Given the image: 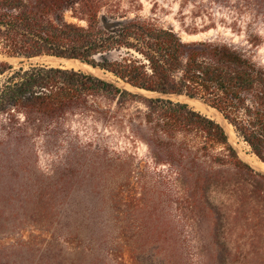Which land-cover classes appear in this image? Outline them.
I'll return each instance as SVG.
<instances>
[{
    "label": "trees",
    "instance_id": "1",
    "mask_svg": "<svg viewBox=\"0 0 264 264\" xmlns=\"http://www.w3.org/2000/svg\"><path fill=\"white\" fill-rule=\"evenodd\" d=\"M180 31L190 38L151 14L121 10L118 0H0V264L258 263L264 174L241 159L216 120L80 69L28 62L78 60L138 90L198 99L264 164L262 35L249 27L231 28L241 41ZM75 119L110 134L97 131L81 145L67 126ZM113 136L143 144L151 163L136 162ZM41 155L74 164L46 174L35 166ZM103 160L107 176L122 174L144 200L165 196L168 224L145 219L154 209L127 201L115 183L104 193L76 187L90 182L87 162ZM79 161L84 170L75 174Z\"/></svg>",
    "mask_w": 264,
    "mask_h": 264
},
{
    "label": "rangeland",
    "instance_id": "2",
    "mask_svg": "<svg viewBox=\"0 0 264 264\" xmlns=\"http://www.w3.org/2000/svg\"><path fill=\"white\" fill-rule=\"evenodd\" d=\"M120 3L121 10H126L129 13H140L142 15H153L155 18L159 19L165 25H171L175 30L179 31L183 38H190L184 32L180 31L182 28H196L198 33L193 36L194 38H207V37H224L233 38L234 41L243 40V35H236L231 31L232 27L240 29L242 32L247 30L249 27L252 31L258 32L263 37V42L258 49L259 57L264 61V0H261L262 7L258 6L254 2H247V0H194V3L180 4L181 0H138L141 3V7L137 8L131 4V0H118ZM182 5V6H181ZM236 12H239L238 14ZM236 16H238L236 18ZM208 27L207 30L202 31L203 27ZM241 32V33H242ZM12 63L17 65V63ZM26 62V59H22ZM28 62H39L43 63L41 60L31 59ZM65 67V66H64ZM177 101V100H175ZM139 106L138 104H132L129 109H133ZM70 126L71 131L78 133L79 143L81 145H86L89 141H92L96 136L95 132L101 131L99 126L95 127L90 120L75 119L67 123ZM101 132L110 134L108 129L102 130ZM111 134L115 135L114 132ZM109 138L106 144L110 145ZM113 140L117 141V148H126L128 152L135 156V161L142 159L143 162L151 163L149 158L145 156L146 151L143 144L140 142H127L129 141L125 137L119 136ZM66 144H64L65 146ZM64 148V147H63ZM63 150V149H61ZM85 161H79L74 170L75 174H80L84 169L80 163ZM1 163L7 164L5 161ZM66 160L60 158H48L46 155H41L35 162V166L39 171L46 174L53 172V169L63 167ZM103 163V164H102ZM87 164L86 171L91 177L90 182L87 186L84 182H77L76 187H81L79 189L84 190L85 188L100 190L103 193L108 191L113 183L116 184V189L120 190V195L124 197L127 201L136 199L135 202L147 203L148 206L154 209L153 215H143L145 219H151L158 221L162 225L168 224L170 220L169 212L167 210L169 207L167 205L168 200L165 196L161 197L158 194H150L147 200H144V196L141 195L139 190H127L123 185V175L114 176L110 178L105 172L107 169L108 160L103 161H89ZM106 165V168H105ZM12 164L9 165L11 167ZM82 167V168H81ZM5 172V171H2ZM113 180V182H110ZM15 185V184H12ZM80 196L84 198V194L80 192ZM138 198V199H137ZM163 200V201H161ZM164 207L165 212H160L159 209ZM156 210V211H155ZM158 212V213H156ZM103 219V218H102ZM250 257H247V263H244V258L239 256V258H233V264H248ZM249 264H264V254L259 259L258 263L253 261Z\"/></svg>",
    "mask_w": 264,
    "mask_h": 264
},
{
    "label": "bare ground",
    "instance_id": "3",
    "mask_svg": "<svg viewBox=\"0 0 264 264\" xmlns=\"http://www.w3.org/2000/svg\"><path fill=\"white\" fill-rule=\"evenodd\" d=\"M31 59L41 60L43 63L53 65V66L61 65V66H65V67L80 69L82 71L96 75V76L103 78L105 80L114 81L120 87H125V88L132 90V88H130L128 85H126L120 81L116 82L114 77L111 74L103 73L101 70H99L97 68H92L91 66H88L84 63H80L77 60H63V59H58V58H54L51 56L35 57V58H31ZM7 60L11 63H16L18 61V58H7ZM136 91L142 95H147V96L157 95L154 92H145L142 90H136ZM167 96L169 98H171L172 100H178L181 102H185L189 106L194 108L195 110H197V111L213 118L214 120H216L223 127L230 143L233 145V147L235 148V150L237 151V153L241 157V159H243L245 162H247L255 170L264 174V164H262L260 161H258L254 155H252L251 153H249L247 151V149H246L247 147L245 148L244 145L238 141V139L236 138V136L232 130V127L224 120V118L219 114V112H217L214 108H210V106L203 104L200 100L195 99V98H188L187 96L180 95V94H170Z\"/></svg>",
    "mask_w": 264,
    "mask_h": 264
},
{
    "label": "water",
    "instance_id": "4",
    "mask_svg": "<svg viewBox=\"0 0 264 264\" xmlns=\"http://www.w3.org/2000/svg\"><path fill=\"white\" fill-rule=\"evenodd\" d=\"M54 58H58V57H54ZM22 59H24V58H21V60ZM58 59H63V60H73V59H68V58H58ZM30 60V59H29ZM78 61V60H77ZM78 62H80V61H78ZM11 63V62H10ZM81 63V62H80ZM87 65V64H86ZM58 66H61V65H58ZM89 66V65H88ZM93 68V67H92ZM108 81V80H107ZM110 82H112V83H114L115 85H117L114 81H110ZM118 86V85H117ZM129 86V85H128ZM120 87V86H119ZM130 87V86H129ZM123 88H125V87H123ZM130 88H132V87H130ZM125 89H128V88H125ZM136 90H138V89H135V88H132V91H134V92H137ZM138 93V92H137ZM140 94V93H139ZM142 95V94H141ZM144 96H146V97H161V98H167V99H171V98H169L168 96H167V94H157V95H155V96H147V95H144ZM185 96V95H184ZM188 97V96H187ZM188 98H191V97H188ZM172 100V99H171ZM175 101V100H174ZM178 101V100H177ZM181 102V101H180ZM202 102V101H201ZM203 103V102H202ZM204 104V103H203ZM210 108H212V107H210ZM217 111V110H216ZM218 112V111H217ZM220 114V113H219ZM221 115V114H220ZM225 120V119H224ZM262 163V162H261ZM263 164V163H262Z\"/></svg>",
    "mask_w": 264,
    "mask_h": 264
}]
</instances>
